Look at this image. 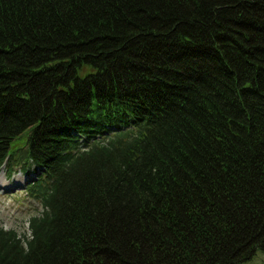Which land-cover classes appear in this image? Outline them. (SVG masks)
<instances>
[{"label":"trees","instance_id":"obj_1","mask_svg":"<svg viewBox=\"0 0 264 264\" xmlns=\"http://www.w3.org/2000/svg\"><path fill=\"white\" fill-rule=\"evenodd\" d=\"M16 165L41 211L0 226V264L264 252V0H0Z\"/></svg>","mask_w":264,"mask_h":264},{"label":"rangeland","instance_id":"obj_2","mask_svg":"<svg viewBox=\"0 0 264 264\" xmlns=\"http://www.w3.org/2000/svg\"><path fill=\"white\" fill-rule=\"evenodd\" d=\"M22 142L20 139L18 144ZM35 178L34 172L23 171L20 165L10 172L5 166L0 168V226L27 238L30 236L29 218L41 211L40 205L25 193V187ZM242 264H264V252H256L251 260Z\"/></svg>","mask_w":264,"mask_h":264}]
</instances>
